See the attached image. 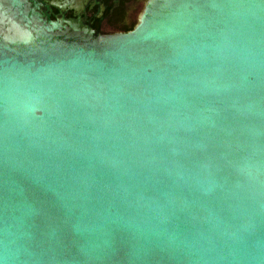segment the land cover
Masks as SVG:
<instances>
[{
  "label": "water",
  "instance_id": "1",
  "mask_svg": "<svg viewBox=\"0 0 264 264\" xmlns=\"http://www.w3.org/2000/svg\"><path fill=\"white\" fill-rule=\"evenodd\" d=\"M83 4L0 0V264H264V0Z\"/></svg>",
  "mask_w": 264,
  "mask_h": 264
},
{
  "label": "flooded vegetation",
  "instance_id": "2",
  "mask_svg": "<svg viewBox=\"0 0 264 264\" xmlns=\"http://www.w3.org/2000/svg\"><path fill=\"white\" fill-rule=\"evenodd\" d=\"M147 0H82L83 5L66 8L63 16L74 18L77 14L92 29L102 34L127 33L137 23L138 16ZM57 14L51 8L50 19Z\"/></svg>",
  "mask_w": 264,
  "mask_h": 264
}]
</instances>
